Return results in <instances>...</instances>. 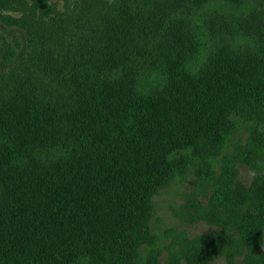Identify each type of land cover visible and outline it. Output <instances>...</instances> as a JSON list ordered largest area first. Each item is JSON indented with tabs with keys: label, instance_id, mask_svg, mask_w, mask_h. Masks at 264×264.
<instances>
[{
	"label": "trees",
	"instance_id": "1",
	"mask_svg": "<svg viewBox=\"0 0 264 264\" xmlns=\"http://www.w3.org/2000/svg\"><path fill=\"white\" fill-rule=\"evenodd\" d=\"M223 1L66 7V41L0 77V264H171L153 198L194 165L251 201L224 264H264V174L237 177L264 152V0Z\"/></svg>",
	"mask_w": 264,
	"mask_h": 264
},
{
	"label": "rangeland",
	"instance_id": "2",
	"mask_svg": "<svg viewBox=\"0 0 264 264\" xmlns=\"http://www.w3.org/2000/svg\"><path fill=\"white\" fill-rule=\"evenodd\" d=\"M72 1L77 4L71 5ZM103 1L0 0V77L16 69L28 70L26 64L33 43L66 41V7L72 15H85L89 11L94 14ZM256 3L257 0H242L241 10L250 9ZM213 6L224 9L228 5L223 0H215L200 9L196 16ZM21 8L27 12L20 11ZM7 50L14 51L15 56L6 59ZM237 169L241 184L250 186L256 176L264 174V152L255 154L251 165L238 164ZM233 187L225 181L199 175L194 165L155 195L149 225L163 249L162 258L171 252V264H183L199 244L208 249L213 261L222 264L232 252L238 253L239 244L232 236L238 237L236 226L244 224L251 201L231 192ZM238 264L242 262L238 260Z\"/></svg>",
	"mask_w": 264,
	"mask_h": 264
}]
</instances>
